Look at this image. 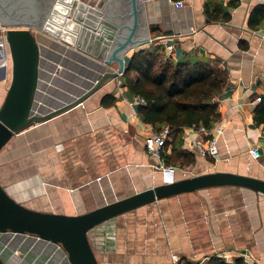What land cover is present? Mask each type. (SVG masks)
<instances>
[{
  "label": "crops",
  "instance_id": "0c3cea01",
  "mask_svg": "<svg viewBox=\"0 0 264 264\" xmlns=\"http://www.w3.org/2000/svg\"><path fill=\"white\" fill-rule=\"evenodd\" d=\"M175 1H146V20L160 26L154 33L160 35L123 59L125 66L134 50L155 45L173 60L209 59L227 70L214 121L223 127L217 157L193 152L194 161L177 166L176 178L219 170L264 179V126L253 119L264 99V19L247 24L263 0H221L230 17L215 22L207 20L204 0H183L181 7ZM168 28L172 33L163 35ZM81 55L74 68L81 64L89 75L116 69V63ZM120 79L109 77L80 104L11 137L0 150V183L12 197L34 209L76 214L162 182L159 165L165 162L144 144L152 125L140 120L138 104ZM8 82L0 81V104ZM39 88L40 76L36 97ZM109 93L114 102L101 105ZM203 135L185 127L174 148L190 151L188 140ZM109 224L117 232L116 249L104 252L98 238ZM88 238L100 264H197L214 254L264 264V195L228 185L183 192L109 218L91 228Z\"/></svg>",
  "mask_w": 264,
  "mask_h": 264
},
{
  "label": "water",
  "instance_id": "95a60500",
  "mask_svg": "<svg viewBox=\"0 0 264 264\" xmlns=\"http://www.w3.org/2000/svg\"><path fill=\"white\" fill-rule=\"evenodd\" d=\"M57 1L52 0L40 23L27 21L25 26L17 27L14 24L18 21L0 15L1 23L9 26L6 37L11 60L9 82L0 104V150L15 133L80 104L106 79L122 74L125 68L124 54L160 35H154L160 26L146 20V2L108 0L100 7L85 0H65L68 4V23L75 24V29L63 28L62 23L59 26L70 32L73 39L67 41L62 36H56L104 64L116 63L117 66L115 70L99 73L94 83L73 100L46 113L36 114L33 113V105L37 98L41 55L32 28L48 31L45 24L52 18L51 12ZM172 31V28H168L163 35ZM6 77V67L3 66L0 81ZM223 185L247 188L264 195L263 178L216 170L176 178L171 183L161 182L85 212L66 214L28 207L12 197L0 183V232L35 235L59 244L69 264H100L88 238V231L95 225L160 198ZM0 264L9 263L0 257Z\"/></svg>",
  "mask_w": 264,
  "mask_h": 264
},
{
  "label": "trees",
  "instance_id": "16d2710c",
  "mask_svg": "<svg viewBox=\"0 0 264 264\" xmlns=\"http://www.w3.org/2000/svg\"><path fill=\"white\" fill-rule=\"evenodd\" d=\"M203 11L208 21H227L230 13L221 0H204ZM264 19V4L250 11L247 24L255 27ZM227 80V70L209 59L165 57L160 46L149 45L134 50L121 74V83L130 96L139 95L145 102L137 107L141 121L150 123L155 130L166 125L170 141H166L161 159L167 164L179 160L191 164L194 153L177 151L174 143L180 142L185 127L202 125L210 128L216 121L217 98ZM115 100L112 93L101 98V105L110 106ZM253 119L264 126V99L254 108ZM172 146L171 152L167 147ZM197 264H247L243 257L227 261L211 255L204 263Z\"/></svg>",
  "mask_w": 264,
  "mask_h": 264
},
{
  "label": "rangeland",
  "instance_id": "374dc122",
  "mask_svg": "<svg viewBox=\"0 0 264 264\" xmlns=\"http://www.w3.org/2000/svg\"><path fill=\"white\" fill-rule=\"evenodd\" d=\"M85 1L103 7L108 0ZM32 32L41 50L40 88L33 105V113L43 114L83 93L94 83L97 73L87 74L88 69L81 64H76L74 68L73 61L78 63L84 59L81 54L85 55L75 45L66 43L48 31L32 28ZM179 160L173 165L182 168ZM108 223H112V220ZM109 225L107 233L103 230L98 238L100 249L104 252L116 249L114 237H117V232L112 224ZM4 242L6 246L1 248V256L7 258L11 264H68L63 249L43 239L17 234L6 236Z\"/></svg>",
  "mask_w": 264,
  "mask_h": 264
},
{
  "label": "built area",
  "instance_id": "2783aa9c",
  "mask_svg": "<svg viewBox=\"0 0 264 264\" xmlns=\"http://www.w3.org/2000/svg\"><path fill=\"white\" fill-rule=\"evenodd\" d=\"M139 1L146 2L147 0H139ZM263 3H264V0H263ZM175 5L177 7L183 6V0H176ZM8 27L9 26L4 25L0 21V71H1V68L5 66L7 77L9 75V66H10V61H11L9 45H8V41L6 37V31ZM171 49H172L171 45L166 46L167 52L171 51ZM132 97H133V100L138 105L143 104L145 102V100L139 95H134ZM260 99H261V96L256 97V100H260ZM190 128L204 135L194 136L191 139H189L187 143V146H188L187 148L191 152L198 153L204 157L212 158V159L216 158L217 153H218L217 137L223 131V127L221 126V124L214 122L210 128H206L202 125H199L198 127L193 126ZM170 139L171 138L169 135L168 126L164 125L159 130H155L151 126L149 130L147 131V134L145 135V138H144L145 149L150 155H153L157 157L158 159H161V153L163 151L164 144L166 143V141H170ZM251 152L254 156H257L259 153L255 147L251 149ZM159 167L161 170L162 183H171L175 181L176 173H177V166L173 164L164 163V164L159 165ZM17 234L39 238L35 235L24 234V233H15V232H9V231L0 232V257L3 259V261L9 264H11V262H9L7 258L5 259L3 256H1V252H2L1 248L6 246V243L4 242L6 236H12V235H17ZM47 242H50V241H47ZM50 243L55 244L58 247L60 246L59 244H56L53 242H50ZM245 262L249 264L247 260H245Z\"/></svg>",
  "mask_w": 264,
  "mask_h": 264
},
{
  "label": "flooded vegetation",
  "instance_id": "af4514ba",
  "mask_svg": "<svg viewBox=\"0 0 264 264\" xmlns=\"http://www.w3.org/2000/svg\"><path fill=\"white\" fill-rule=\"evenodd\" d=\"M52 0H0V15L23 27L27 21L41 22Z\"/></svg>",
  "mask_w": 264,
  "mask_h": 264
},
{
  "label": "bare ground",
  "instance_id": "6f19581e",
  "mask_svg": "<svg viewBox=\"0 0 264 264\" xmlns=\"http://www.w3.org/2000/svg\"><path fill=\"white\" fill-rule=\"evenodd\" d=\"M67 5L68 4L65 0H59L56 2V5H54V9L51 12L52 18H50L49 22L45 24V29L52 34H55V36H62L67 41H72L73 36H71V33L63 30L65 27L71 31L75 29V24L72 25L71 23H68L69 17L67 15ZM60 23H62L63 28L59 26ZM130 51L131 50L128 51V54Z\"/></svg>",
  "mask_w": 264,
  "mask_h": 264
}]
</instances>
